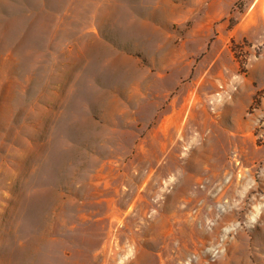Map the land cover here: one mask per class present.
<instances>
[{"label":"rangeland","instance_id":"rangeland-1","mask_svg":"<svg viewBox=\"0 0 264 264\" xmlns=\"http://www.w3.org/2000/svg\"><path fill=\"white\" fill-rule=\"evenodd\" d=\"M0 264H264V0H0Z\"/></svg>","mask_w":264,"mask_h":264}]
</instances>
